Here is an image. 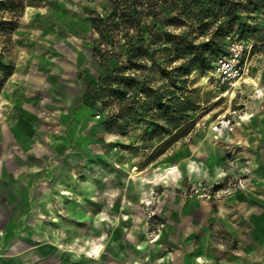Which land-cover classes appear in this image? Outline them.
Returning a JSON list of instances; mask_svg holds the SVG:
<instances>
[{"label":"rangeland","instance_id":"obj_1","mask_svg":"<svg viewBox=\"0 0 264 264\" xmlns=\"http://www.w3.org/2000/svg\"><path fill=\"white\" fill-rule=\"evenodd\" d=\"M112 1L27 0L25 7L22 0L21 10H13L10 0H0V64L13 67L25 61V22L31 13L58 10L104 18ZM235 2L241 8L239 17L224 25L220 57L207 60L204 70L192 69L182 77L181 92L190 109L187 118L175 129L156 120L164 131L148 124L158 111L146 101L137 112L148 122L138 116L121 117L107 129L110 107L96 100L93 121L101 130L79 134L77 146L63 149L62 159L54 165L59 174H50L45 183L51 190L39 196L40 206L29 215L36 220L32 229L64 248L85 246L86 220L93 217L109 223L111 236L127 241L140 233L152 245L173 217L222 218L243 226L254 244L259 241L254 226L264 219V0ZM172 17L150 21L155 65L147 61L151 70H144L146 78H138L158 89L164 100L175 89L162 70L176 75L180 64L188 65L194 58L196 46L222 39L216 35L217 22L181 24L170 21ZM92 34L94 49L101 40L94 30ZM183 38L191 44L176 46ZM232 44L239 48L247 72L228 81L219 75L218 61L231 59ZM103 74V66L92 58L85 75L88 83ZM10 77L3 81L0 72V94L7 91ZM137 97L145 102L141 93ZM257 245L255 264H264V245Z\"/></svg>","mask_w":264,"mask_h":264},{"label":"crops","instance_id":"obj_2","mask_svg":"<svg viewBox=\"0 0 264 264\" xmlns=\"http://www.w3.org/2000/svg\"><path fill=\"white\" fill-rule=\"evenodd\" d=\"M92 32L90 18L67 11L26 18L25 61L13 65L8 89L0 94V264H191L196 256L208 264H255L253 248L264 245V219L250 224L259 236L256 244L243 226L222 218L173 217L152 245L140 233L127 241L111 236L109 223L93 217L86 220L85 246L64 248L31 228L36 220L29 215L51 190L45 183L59 174L54 165L63 149L77 146L79 134L102 127L82 103Z\"/></svg>","mask_w":264,"mask_h":264},{"label":"trees","instance_id":"obj_3","mask_svg":"<svg viewBox=\"0 0 264 264\" xmlns=\"http://www.w3.org/2000/svg\"><path fill=\"white\" fill-rule=\"evenodd\" d=\"M26 2L27 0L25 7ZM10 4L13 10L17 7L21 10L23 7L22 0H10ZM239 9L241 8L235 0H113L104 18L91 19V27L99 34L101 40L93 49V58L98 65L103 66L104 74L96 81L88 83L82 98L83 105L93 108V103L100 100L104 107H110L111 119L106 126L110 129L121 117L134 119L138 116L144 120V116L137 111L143 109L139 105L144 106L146 101H150L157 109L158 116L144 121L157 126L156 120H159L171 128H177L187 118L190 110L185 103L186 96L181 92L185 81L182 77L190 74L192 69L204 70L207 60L220 57L226 37L224 25L239 17ZM167 14H173L170 21L181 24L189 21L202 23L207 19L217 22L216 35L222 39H211L202 45V48L196 46L192 52L194 58L188 65L180 64V72L176 75L162 70V76L175 89L171 96L164 100L158 89L148 87L144 81L139 82L138 78H146L144 70H151L147 68V61L151 66L155 65L154 50L151 48L153 41L149 34L150 21L159 20ZM115 33L118 34L116 39ZM184 43L191 44L183 38L176 46ZM101 44L104 46L102 51L99 48ZM205 51L209 54H204ZM0 72L4 81L12 74L13 67L0 64ZM1 87L0 82V90ZM139 93L143 95L145 102L136 101ZM157 127L164 130L163 126Z\"/></svg>","mask_w":264,"mask_h":264},{"label":"built area","instance_id":"obj_4","mask_svg":"<svg viewBox=\"0 0 264 264\" xmlns=\"http://www.w3.org/2000/svg\"><path fill=\"white\" fill-rule=\"evenodd\" d=\"M229 51L231 52V59H220L218 61V72L222 79L231 81L246 73L247 68L245 69L242 66L241 52L236 45L232 44ZM191 264H208V262L200 256H196Z\"/></svg>","mask_w":264,"mask_h":264}]
</instances>
